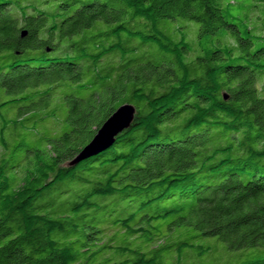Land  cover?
<instances>
[{
	"label": "trees",
	"instance_id": "trees-1",
	"mask_svg": "<svg viewBox=\"0 0 264 264\" xmlns=\"http://www.w3.org/2000/svg\"><path fill=\"white\" fill-rule=\"evenodd\" d=\"M248 1L0 0V264H264ZM125 104L131 128L72 167Z\"/></svg>",
	"mask_w": 264,
	"mask_h": 264
},
{
	"label": "water",
	"instance_id": "water-1",
	"mask_svg": "<svg viewBox=\"0 0 264 264\" xmlns=\"http://www.w3.org/2000/svg\"><path fill=\"white\" fill-rule=\"evenodd\" d=\"M225 100L227 97L225 96ZM136 108L131 104L122 105L98 130L91 142L84 147L77 158L72 162L74 167L80 162L97 156L110 149L116 139L129 130L136 117Z\"/></svg>",
	"mask_w": 264,
	"mask_h": 264
},
{
	"label": "rangeland",
	"instance_id": "rangeland-1",
	"mask_svg": "<svg viewBox=\"0 0 264 264\" xmlns=\"http://www.w3.org/2000/svg\"><path fill=\"white\" fill-rule=\"evenodd\" d=\"M236 1H238V2H244V3H247V4H249V2L250 1H248V0H244V1H241V0H236ZM251 4V3H250ZM233 12L234 13H236V14H242V13H246V12H242V11H234L233 10ZM247 16H249V15H247V14H245V15H243L242 17L243 18H246ZM251 21H253V22H255L256 24H261L263 27H264V11L263 10H258V12H257V17H255V18H251ZM179 24H183V23H185L186 21L185 20H179ZM194 26H195V28H196V30H198V25L197 24H194V23H192ZM192 38L194 37V39H196V33L194 32V33H192ZM197 40V39H196ZM32 166V165H31ZM24 167L27 169H25V174L28 172L29 174L30 173H32V170H33V168H29L28 166H27V164L25 163V165H24ZM30 169V170H29Z\"/></svg>",
	"mask_w": 264,
	"mask_h": 264
}]
</instances>
